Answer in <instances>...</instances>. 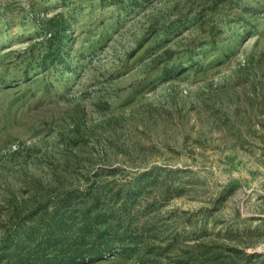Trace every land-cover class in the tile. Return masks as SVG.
<instances>
[{
	"label": "rangeland",
	"instance_id": "1",
	"mask_svg": "<svg viewBox=\"0 0 264 264\" xmlns=\"http://www.w3.org/2000/svg\"><path fill=\"white\" fill-rule=\"evenodd\" d=\"M59 14L65 60L41 69ZM145 173L140 225L163 264L200 248L264 264V0H0V234Z\"/></svg>",
	"mask_w": 264,
	"mask_h": 264
},
{
	"label": "trees",
	"instance_id": "2",
	"mask_svg": "<svg viewBox=\"0 0 264 264\" xmlns=\"http://www.w3.org/2000/svg\"><path fill=\"white\" fill-rule=\"evenodd\" d=\"M68 26L69 20L63 14L42 24L49 48L41 69L64 62ZM184 68L173 66L167 72ZM25 77H30L29 71ZM156 180L145 173L119 189L98 185L85 193L67 190L38 203L2 230L0 264H85L115 254H132L137 264H163L159 258L162 253L145 241V237L152 236L153 227L140 225L142 215L153 207L142 206V198ZM173 247L169 245L166 250L171 253ZM229 251L241 253L237 249ZM197 254L202 259L185 251L172 264H219L222 258L218 251L204 248L196 250ZM236 263L233 260L232 264Z\"/></svg>",
	"mask_w": 264,
	"mask_h": 264
}]
</instances>
